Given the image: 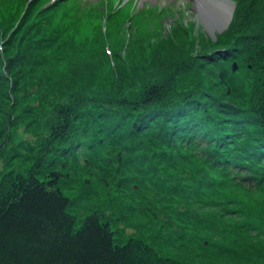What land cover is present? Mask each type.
Segmentation results:
<instances>
[{
    "label": "trees",
    "instance_id": "obj_1",
    "mask_svg": "<svg viewBox=\"0 0 264 264\" xmlns=\"http://www.w3.org/2000/svg\"><path fill=\"white\" fill-rule=\"evenodd\" d=\"M46 1H30L14 32L53 44L55 55L87 54L78 25L85 17L91 35L105 39L125 21L132 28L139 14L131 19L130 11L111 8L103 26L77 11L78 0ZM234 1L221 34L196 36L199 50L181 41L157 51L168 58L163 72L127 89L112 83L92 91L90 83L69 81L75 88L67 98L47 105L33 166L0 173V264H264V0ZM65 2H72L68 13L59 11ZM33 54L28 72L42 64ZM55 70L42 69L27 94L53 75L50 89L63 86ZM6 124L3 144L14 138L15 122ZM81 174L83 189L98 197L84 209L80 193L66 191ZM140 192L168 222L177 213L204 223L205 232L179 240L183 232L161 218H150L159 226L151 229Z\"/></svg>",
    "mask_w": 264,
    "mask_h": 264
},
{
    "label": "rangeland",
    "instance_id": "obj_2",
    "mask_svg": "<svg viewBox=\"0 0 264 264\" xmlns=\"http://www.w3.org/2000/svg\"><path fill=\"white\" fill-rule=\"evenodd\" d=\"M30 1L32 0H0V173L5 171L17 172L19 169L24 170L33 166L35 162L34 155H31L33 149L40 138L47 134L46 120L50 112L47 105L52 106L67 98V95L75 88V86L70 85L69 81L78 84L82 82L90 83V86L86 88L92 91L97 90L98 86L102 84L109 86L112 83H119L122 89H127L132 84H138L144 76L157 74L166 69L168 58L157 55V51L165 53L170 49L174 50L181 41L188 47H191L195 41L193 47H195V50H199L195 40L197 35L215 39L216 34H221L226 29L220 31L215 28L212 29L214 34H211V28L204 24L206 19L202 18L197 12L196 0H90L89 2L87 0L83 6L81 0H78L80 5L77 11L87 13L96 25L101 22L100 24L105 26V13L111 8L120 9L124 15L130 11V15L132 14L131 19L133 12L136 11V13H139L138 18L133 19L136 22L133 23L132 28L125 21V25H119L115 28L116 32L108 34L109 38L105 37L104 39L100 34L91 35L93 29L83 23L91 26L92 22H89V17H85L82 21H78V25H80L81 38L90 47V50L86 49L84 51H87V54L79 55L81 52L76 54L74 52V55L70 54V56L66 54V56L55 55L52 51H48L53 44L46 46V41H42L37 36L30 40L20 36V33L16 34L14 32L21 17L24 18V11ZM53 1L47 0L45 4ZM72 1L77 3V0ZM71 9L72 2H65L60 6L59 11L68 13ZM100 10L102 12L97 16ZM68 16L66 15V18ZM67 20L69 23V19ZM75 34L77 33L75 32ZM88 38L89 40L86 41ZM103 47L106 49V55L103 52ZM24 48L27 50L22 53ZM33 53L37 54L38 60H42V64L28 72L25 68L29 61L28 55L33 57L35 56ZM176 55L174 54V57ZM8 59L11 63L16 64V66H13L10 63L11 74L7 72L6 61ZM92 61H94L93 64H91ZM53 62H56V64L49 65ZM230 65L228 63V67ZM19 66L21 69L18 71ZM51 67L59 72V75L56 76L66 78L65 86L58 84V90H51L50 86L54 84L52 80L57 81L58 78L53 75L47 83L44 82L40 87L32 86L36 89V93L27 94L26 88L40 81L39 79L43 75L41 70L50 71ZM90 70H93V73ZM11 76L17 84L15 82L13 85ZM122 93L126 94L128 92ZM9 122H15L11 129L14 138L12 141L3 144L6 135L5 124ZM84 176L85 174L82 176L74 175V180L70 181L71 185L66 190L73 194L80 193L81 198L78 200V206L82 209L93 206V201H95V196L87 193L82 187L87 184L82 180ZM90 185L94 186L97 193L101 192V184L96 180L93 179ZM112 192L113 189L109 191L110 194ZM97 198L95 197V199ZM139 198L141 201V214L148 218V222L151 221V229L159 226L153 224L155 221L150 220V218L170 220V218L166 219L167 217L163 215V211H160L161 206L156 211L153 210L155 208L147 203L148 198L142 192H140ZM94 204L96 205V203ZM131 213L135 215V213ZM126 214L129 216L128 212ZM174 215L176 217L175 222L173 220L167 222L169 225H175L177 232H183L179 240H184L187 237L191 238L195 234L205 232V228L202 227L204 223L188 221L186 216L177 213ZM80 216H82L81 213ZM136 216L141 218L140 215ZM136 219L139 218L136 217ZM140 220L143 219L138 221L140 222ZM235 223H238V221ZM117 226L122 231H126L127 236L131 235V228L125 227L124 223L118 222ZM160 232H163L162 235L165 236L169 234L162 229ZM170 238L173 240L171 236ZM179 240L175 243L179 244Z\"/></svg>",
    "mask_w": 264,
    "mask_h": 264
},
{
    "label": "bare ground",
    "instance_id": "obj_3",
    "mask_svg": "<svg viewBox=\"0 0 264 264\" xmlns=\"http://www.w3.org/2000/svg\"><path fill=\"white\" fill-rule=\"evenodd\" d=\"M196 3L197 12L208 26L220 25L230 12L231 4L226 0H196Z\"/></svg>",
    "mask_w": 264,
    "mask_h": 264
},
{
    "label": "water",
    "instance_id": "obj_4",
    "mask_svg": "<svg viewBox=\"0 0 264 264\" xmlns=\"http://www.w3.org/2000/svg\"><path fill=\"white\" fill-rule=\"evenodd\" d=\"M223 1H225V0H223ZM226 1H228V3H230L231 5H230V9H229V11H230L229 15L226 17V20H224L223 23H220V25L208 26L207 23L204 22V24H206L207 27H210L211 30L215 29V28H218V30L221 31L222 29H224V28H226L228 26V24H229V22H230V20L232 18V15H233L235 2L232 1V0H226ZM211 34H214L213 30L211 31ZM236 68H237V64H236V62H233V70H236Z\"/></svg>",
    "mask_w": 264,
    "mask_h": 264
}]
</instances>
